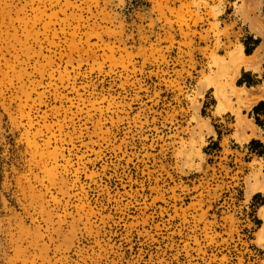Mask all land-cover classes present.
<instances>
[{
    "label": "rangeland",
    "instance_id": "obj_1",
    "mask_svg": "<svg viewBox=\"0 0 264 264\" xmlns=\"http://www.w3.org/2000/svg\"><path fill=\"white\" fill-rule=\"evenodd\" d=\"M232 68L264 0H0V264H264Z\"/></svg>",
    "mask_w": 264,
    "mask_h": 264
},
{
    "label": "bare ground",
    "instance_id": "obj_2",
    "mask_svg": "<svg viewBox=\"0 0 264 264\" xmlns=\"http://www.w3.org/2000/svg\"><path fill=\"white\" fill-rule=\"evenodd\" d=\"M236 51V50H235ZM237 52V51H236ZM250 57H252V56H250ZM249 57V58H250ZM236 58V57H235ZM238 58H241V60H242V58L244 59L245 57L243 56V54L240 52V54H238ZM248 58V57H247ZM238 60V59H237ZM237 60H235L234 62H236ZM240 60V61H241ZM243 61V60H242ZM231 62H232V60H231ZM237 63H239V60H238V62ZM236 63V64H237ZM230 64H232V63H230ZM235 64V65H236ZM240 64H242L241 62H240ZM222 66V65H221ZM220 66V67H221ZM227 66H228V64H227ZM227 66H225V67H227ZM234 66V65H233ZM225 67H224V69H225ZM235 67V66H234ZM237 67H239V65L237 66ZM236 67V68H237ZM222 68V67H221ZM233 69V68H232ZM235 69V68H234ZM232 70L234 73H233V75H231L232 77H230L231 78V82L232 83H230L229 84V87H230V89L229 90H235L234 92H238L239 90L243 93L244 92V89H243V91L241 90V89H238L237 87H236V85L235 86H233V80H234V78H235V76H236V73H237V71H236V69L235 70ZM226 70V69H225ZM228 70V69H227ZM221 71V70H220ZM222 71H223V68H222ZM231 71V72H232ZM221 74H222V72H220ZM238 75V74H237ZM230 78H229V80H230ZM213 83H215V81L213 82ZM216 83H217V81H216ZM223 83V82H222ZM219 84V83H218ZM226 85V84H225ZM225 85H220L219 87H217V89H216V91H215V93H214V96L216 97V99H217V105H216V108H217V110L218 111H220L221 109H223L224 108V105H225V99H226V97L228 96L227 95V93L228 92H230V91H227L228 89L226 88V87H224ZM215 86V85H214ZM217 86V85H216ZM215 86V87H216ZM239 91V93H235L236 95H237V97H239L240 96V92ZM232 92V94L234 93L233 91H231ZM231 92L229 93V94H231ZM262 92V91H261ZM234 94V95H235ZM235 95V96H236ZM240 98V97H239ZM243 98V97H242ZM243 100V99H242ZM228 101V100H227ZM239 101V100H238ZM246 102V101H245ZM250 102H251V100H250ZM240 103H243V101L242 102H240ZM247 104H248V102H246ZM243 105H244V103H243ZM237 108H238V106H237ZM229 109V108H228ZM235 110H236V107H235ZM237 114H239V111H238V113ZM238 116V115H237ZM204 120V119H203ZM205 122V121H204ZM240 123V122H239ZM202 124V123H201ZM205 124V123H204ZM258 136V135H257ZM262 140V139H261ZM263 141V140H262ZM262 177H261V173L258 171V172H256V173H254V174H252V175H250L249 176V178L247 179V182H246V189H245V193H246V198L248 199L249 197H250V195L252 194V192H254V191H256V190H258V189H260L261 188V184H262V179H261ZM258 215H259V217L262 219V224H261V226L257 229V231H256V235H255V244L257 245V246H259V247H261V248H264V205H262L260 208H259V211H258Z\"/></svg>",
    "mask_w": 264,
    "mask_h": 264
},
{
    "label": "trees",
    "instance_id": "obj_3",
    "mask_svg": "<svg viewBox=\"0 0 264 264\" xmlns=\"http://www.w3.org/2000/svg\"><path fill=\"white\" fill-rule=\"evenodd\" d=\"M259 38H253L252 36H248L243 40L244 52L246 55L252 53L254 48L259 44ZM258 80L254 78L249 72H242L240 78L237 79L236 84L238 86L242 84H246L247 86H251L257 83ZM250 114L253 115L256 124L262 126L263 118H264V100H260L257 102L251 109ZM261 116L263 118L261 119ZM249 147L252 152H256L259 156L264 157V146L258 139H251L249 142ZM260 193H256L253 198H259ZM263 199L260 200V204H263Z\"/></svg>",
    "mask_w": 264,
    "mask_h": 264
},
{
    "label": "crops",
    "instance_id": "obj_4",
    "mask_svg": "<svg viewBox=\"0 0 264 264\" xmlns=\"http://www.w3.org/2000/svg\"><path fill=\"white\" fill-rule=\"evenodd\" d=\"M247 56H249V55H247ZM249 71H252V73L256 72V71H254L252 69H250ZM243 88H244V96L247 99H250L252 101V104L248 108V110L243 108V111H244L243 113L246 115L247 121H250V122L249 123L245 122L243 124V128H239L238 131L240 133L244 132L245 134H250V135L253 132H255L257 134H260V135L264 136V121H263V125L262 126L256 124L253 115H251L249 113V111L251 110L252 106H254L258 101L264 100V80L259 82V83H257V84H255V85H251V86L243 85ZM259 95H260L261 98L257 101ZM232 132H234V131H232ZM251 139H258V138H256L255 136H250V138H248V140H246V142L243 141L242 143L243 144L248 143ZM261 142L264 144L263 141H261Z\"/></svg>",
    "mask_w": 264,
    "mask_h": 264
}]
</instances>
